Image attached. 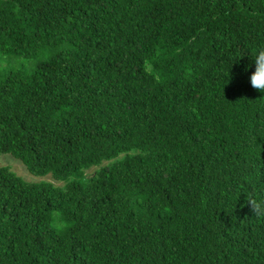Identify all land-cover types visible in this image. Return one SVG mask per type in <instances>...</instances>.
<instances>
[{
	"label": "trees",
	"instance_id": "obj_1",
	"mask_svg": "<svg viewBox=\"0 0 264 264\" xmlns=\"http://www.w3.org/2000/svg\"><path fill=\"white\" fill-rule=\"evenodd\" d=\"M261 46L264 0H0L44 57L0 71V156L64 184L0 167V264H264Z\"/></svg>",
	"mask_w": 264,
	"mask_h": 264
},
{
	"label": "rangeland",
	"instance_id": "obj_2",
	"mask_svg": "<svg viewBox=\"0 0 264 264\" xmlns=\"http://www.w3.org/2000/svg\"><path fill=\"white\" fill-rule=\"evenodd\" d=\"M67 49L69 50L71 49V47L66 46L62 50H67ZM43 59L44 57H40V56L26 58L23 57L22 55H5L3 53H0V71H7L10 69L28 70L36 65H39L43 61ZM0 167L10 168L13 172H15L17 175H19L24 180L30 183H40V182L50 183L58 188H61L64 185L63 183L55 182L54 180H52L50 176L45 178H37L32 176L20 161L15 160L13 157L9 155L0 156ZM95 170L96 168L90 169V171H88L86 175L92 174L93 171Z\"/></svg>",
	"mask_w": 264,
	"mask_h": 264
},
{
	"label": "clouds",
	"instance_id": "obj_3",
	"mask_svg": "<svg viewBox=\"0 0 264 264\" xmlns=\"http://www.w3.org/2000/svg\"><path fill=\"white\" fill-rule=\"evenodd\" d=\"M252 65L254 67L249 77L250 85L257 92L264 93V46L255 50ZM247 203L250 205L253 215L264 216V201H258L255 197H249ZM52 217L59 226V230L63 231L71 227L70 222L59 210H54Z\"/></svg>",
	"mask_w": 264,
	"mask_h": 264
}]
</instances>
